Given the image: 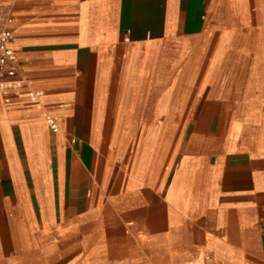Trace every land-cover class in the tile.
<instances>
[{
    "label": "crops",
    "instance_id": "obj_1",
    "mask_svg": "<svg viewBox=\"0 0 264 264\" xmlns=\"http://www.w3.org/2000/svg\"><path fill=\"white\" fill-rule=\"evenodd\" d=\"M0 14L43 93L0 91V264H264V0Z\"/></svg>",
    "mask_w": 264,
    "mask_h": 264
},
{
    "label": "built area",
    "instance_id": "obj_2",
    "mask_svg": "<svg viewBox=\"0 0 264 264\" xmlns=\"http://www.w3.org/2000/svg\"><path fill=\"white\" fill-rule=\"evenodd\" d=\"M13 24V18L0 14V91L6 103H10L12 94H16L27 96L32 104L39 106L43 93L33 90L24 91L27 82L18 79V69L11 65L12 44L15 39ZM45 120L52 132L57 133L59 130L57 119L47 114Z\"/></svg>",
    "mask_w": 264,
    "mask_h": 264
},
{
    "label": "rangeland",
    "instance_id": "obj_3",
    "mask_svg": "<svg viewBox=\"0 0 264 264\" xmlns=\"http://www.w3.org/2000/svg\"><path fill=\"white\" fill-rule=\"evenodd\" d=\"M197 87V86H196Z\"/></svg>",
    "mask_w": 264,
    "mask_h": 264
}]
</instances>
